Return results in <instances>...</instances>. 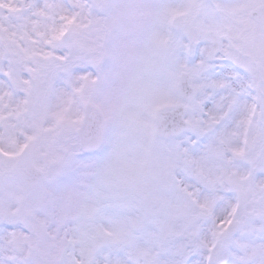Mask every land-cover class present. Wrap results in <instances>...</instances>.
I'll return each instance as SVG.
<instances>
[{"label":"snow or ice","instance_id":"1","mask_svg":"<svg viewBox=\"0 0 264 264\" xmlns=\"http://www.w3.org/2000/svg\"><path fill=\"white\" fill-rule=\"evenodd\" d=\"M0 264H264V0H0Z\"/></svg>","mask_w":264,"mask_h":264}]
</instances>
